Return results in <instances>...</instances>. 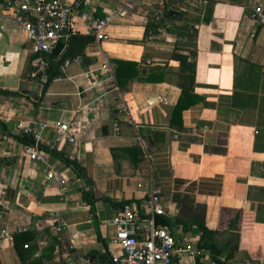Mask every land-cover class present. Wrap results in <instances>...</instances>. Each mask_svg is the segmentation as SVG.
Segmentation results:
<instances>
[{
	"label": "crops",
	"instance_id": "1",
	"mask_svg": "<svg viewBox=\"0 0 264 264\" xmlns=\"http://www.w3.org/2000/svg\"><path fill=\"white\" fill-rule=\"evenodd\" d=\"M63 1L73 8L72 34L92 36L95 18L113 19L107 40L98 45L93 36L59 65L43 93L40 79L29 80L24 33L0 0V232L8 233L0 238V264H31L49 249L43 264H111L121 248L105 222L125 202L142 204L152 189L169 221L203 219L225 264H264V24L253 18L264 0ZM160 3L176 16L145 36L148 9ZM174 51L194 65L186 71L190 105L179 116ZM111 60L165 67L164 81L121 89ZM32 123L43 124L51 141L57 123L73 131L77 155L64 141L44 152L63 187L21 154L28 142L15 128ZM175 195L192 206L174 203ZM194 227L176 223L172 231L197 242Z\"/></svg>",
	"mask_w": 264,
	"mask_h": 264
},
{
	"label": "built area",
	"instance_id": "2",
	"mask_svg": "<svg viewBox=\"0 0 264 264\" xmlns=\"http://www.w3.org/2000/svg\"><path fill=\"white\" fill-rule=\"evenodd\" d=\"M5 3L14 14L29 45L32 56L29 80L36 81L49 68L56 46L72 34L69 24L73 8L63 0H5ZM124 6L132 8L130 3ZM165 10L163 6H159L152 19L155 22L163 21ZM119 13H123L121 8ZM253 18L258 24H264V10L260 3L253 8ZM112 19L113 15H108L95 18L92 22V34L98 45L107 40L106 27ZM123 111L128 113L125 107ZM55 129L56 137L53 141L46 138V127L43 124H18L15 131L30 141L22 148L21 154L31 161L43 164L46 178L63 187V176L52 168L44 152L64 141L73 146L72 153L77 155L78 144L67 124L57 123ZM165 217L166 210L155 189L151 190L142 204L130 201L123 203L118 213L105 222L115 228V241L121 248L119 255L111 254L110 263L174 264L175 258L181 256L186 257L185 264H217L211 253L200 249L197 242L178 238L169 226L157 223L158 218ZM60 224L65 225L62 221ZM7 236L6 230L0 232V238ZM78 264L88 262L80 260Z\"/></svg>",
	"mask_w": 264,
	"mask_h": 264
},
{
	"label": "trees",
	"instance_id": "3",
	"mask_svg": "<svg viewBox=\"0 0 264 264\" xmlns=\"http://www.w3.org/2000/svg\"><path fill=\"white\" fill-rule=\"evenodd\" d=\"M164 5V4H163ZM212 4H208L205 11V23H208L211 19V9ZM165 13L164 20L161 22H155L152 18L148 19L144 28V35L146 36L149 30H153L156 32L160 27L165 26V21L169 18H175L176 12H173L170 8L164 5ZM207 15V17H206ZM93 39L92 36H82L71 34L69 38L59 43L54 49L51 58L52 62L44 74H40L38 79H40V85L43 93L45 92L49 83L57 76L58 67L65 61L67 58L72 57L75 53H82L86 44ZM178 51V50H177ZM174 51L171 55V59L179 62V68L181 69V74L179 75V83L178 87L181 90L180 98L177 104L174 107V115L179 116L183 109L188 107L190 104H186V97L188 96V86L193 82V76L187 74L186 71L191 72L193 69V63L188 61V56L185 54H181L180 52ZM194 52H192V56H194ZM111 67L113 71V76L119 88L124 89L127 85L132 82H141V83H161L164 81L166 70L165 67L161 66H147V68L141 67L139 64L135 62H127V61H119V60H111ZM11 95H22L17 93H11ZM26 97V96H25ZM40 96H38L33 103L35 106L38 105V100ZM26 142H30L27 138L23 137ZM70 166H72L76 171L80 172L77 165L74 162L65 160ZM174 203L177 204H186L192 206L193 202L190 198L180 195H175L173 197ZM199 211V206H197ZM157 223L159 225H167L172 229V225L178 224L182 226L183 230L191 231L192 226L194 227L195 232H199V239L197 241V246L200 249L206 250L211 253L213 259L217 264H225L224 261L219 259L220 251L215 246L213 242V231L209 230L203 221V219H199L197 216L193 218H189L187 220L175 219V221H169L167 218H158ZM20 236V235H19ZM18 235L15 236V246L17 245ZM51 242L54 243L53 238H51ZM52 249H49L45 255H43V259L39 258L34 260L31 264H43L44 260H48L50 258V254ZM51 251V252H50ZM49 253V254H48Z\"/></svg>",
	"mask_w": 264,
	"mask_h": 264
},
{
	"label": "rangeland",
	"instance_id": "4",
	"mask_svg": "<svg viewBox=\"0 0 264 264\" xmlns=\"http://www.w3.org/2000/svg\"><path fill=\"white\" fill-rule=\"evenodd\" d=\"M158 6H161V3L158 4L157 6H155V8L153 7V8L150 9V7H149L148 14H147V16L149 15V18H152L154 16V13L157 11V7ZM162 40H165V36L164 35H162ZM109 230L113 231V228H110Z\"/></svg>",
	"mask_w": 264,
	"mask_h": 264
}]
</instances>
